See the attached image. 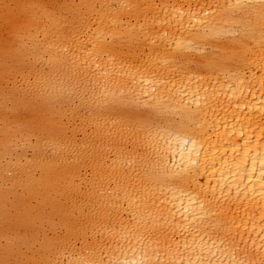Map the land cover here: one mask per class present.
<instances>
[{"label": "bare ground", "instance_id": "bare-ground-1", "mask_svg": "<svg viewBox=\"0 0 264 264\" xmlns=\"http://www.w3.org/2000/svg\"><path fill=\"white\" fill-rule=\"evenodd\" d=\"M0 264H264V0H0Z\"/></svg>", "mask_w": 264, "mask_h": 264}]
</instances>
